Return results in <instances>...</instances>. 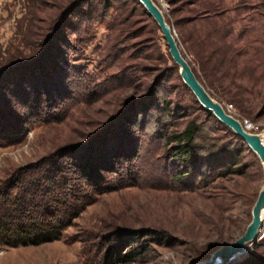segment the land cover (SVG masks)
Returning <instances> with one entry per match:
<instances>
[{"label": "rangeland", "instance_id": "obj_1", "mask_svg": "<svg viewBox=\"0 0 264 264\" xmlns=\"http://www.w3.org/2000/svg\"><path fill=\"white\" fill-rule=\"evenodd\" d=\"M155 2L197 77L191 48L212 59L208 92L264 134V0ZM191 125L187 162L177 137ZM0 142V183L67 149L99 186L61 239L0 247V264H200L246 232L264 186L139 0H0ZM250 255L264 260V227L233 264Z\"/></svg>", "mask_w": 264, "mask_h": 264}, {"label": "trees", "instance_id": "obj_2", "mask_svg": "<svg viewBox=\"0 0 264 264\" xmlns=\"http://www.w3.org/2000/svg\"><path fill=\"white\" fill-rule=\"evenodd\" d=\"M102 1L106 7L111 6L112 0ZM191 51L195 62L202 67L205 83L202 77L199 80L204 86L216 89L214 66L210 69L212 59L203 52L192 48ZM177 139L183 144L178 152L181 160L194 161L195 126L187 127ZM4 144L0 142V146ZM67 151L20 169L0 183V247L40 246L57 241L94 203L99 187L94 172L84 171L85 165L70 166L66 162L70 157ZM239 264H264V260L250 255Z\"/></svg>", "mask_w": 264, "mask_h": 264}, {"label": "water", "instance_id": "obj_3", "mask_svg": "<svg viewBox=\"0 0 264 264\" xmlns=\"http://www.w3.org/2000/svg\"><path fill=\"white\" fill-rule=\"evenodd\" d=\"M139 2L158 25L168 47L169 54L179 68L182 81L192 91L199 104L240 137L257 155L264 167L263 133H253L245 130L242 122L228 113L225 107L208 92L184 56L172 26L155 0H139ZM263 227L264 186L253 208L252 220L246 232L235 242L224 245L209 260L200 264H233L241 262L249 255L251 247L260 239Z\"/></svg>", "mask_w": 264, "mask_h": 264}, {"label": "built area", "instance_id": "obj_4", "mask_svg": "<svg viewBox=\"0 0 264 264\" xmlns=\"http://www.w3.org/2000/svg\"><path fill=\"white\" fill-rule=\"evenodd\" d=\"M230 109H232L231 106H230V108L226 109L228 111V113H231ZM242 124H243L244 129L249 131V132L256 133L260 130L259 126L250 120H245L244 122H242Z\"/></svg>", "mask_w": 264, "mask_h": 264}, {"label": "bare ground", "instance_id": "obj_5", "mask_svg": "<svg viewBox=\"0 0 264 264\" xmlns=\"http://www.w3.org/2000/svg\"><path fill=\"white\" fill-rule=\"evenodd\" d=\"M263 137H264V134H263Z\"/></svg>", "mask_w": 264, "mask_h": 264}]
</instances>
